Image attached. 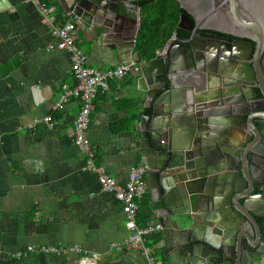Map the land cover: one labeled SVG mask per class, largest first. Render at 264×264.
<instances>
[{"label":"water","instance_id":"obj_1","mask_svg":"<svg viewBox=\"0 0 264 264\" xmlns=\"http://www.w3.org/2000/svg\"><path fill=\"white\" fill-rule=\"evenodd\" d=\"M54 1L78 22L122 29L120 61L152 111L136 151L168 264H264V0H177V27L190 34L174 33L150 60L132 54L139 0ZM199 35L242 46L210 70Z\"/></svg>","mask_w":264,"mask_h":264},{"label":"crops","instance_id":"obj_2","mask_svg":"<svg viewBox=\"0 0 264 264\" xmlns=\"http://www.w3.org/2000/svg\"><path fill=\"white\" fill-rule=\"evenodd\" d=\"M56 2L62 21L73 26L75 42L87 54L90 67L104 70L123 63L122 29L115 32L102 20L78 22L62 2ZM55 42L33 5L0 0V264H146L140 251L125 242L129 230L124 205L113 192L102 189L98 173L86 168L85 156L73 141L81 101L70 98L63 109L56 107L63 86L75 81L69 53L47 50ZM132 54L136 55L134 49ZM181 98L186 100V95ZM92 103L88 135L95 161L123 183L141 162L136 151L140 122L151 108L144 105L130 71L111 80ZM48 115L52 126L43 121ZM151 196L147 181L139 204L150 221L157 222ZM158 234V242L146 243L156 245L155 257L168 264L161 243L163 229ZM29 245L81 251L15 255Z\"/></svg>","mask_w":264,"mask_h":264},{"label":"built area","instance_id":"obj_3","mask_svg":"<svg viewBox=\"0 0 264 264\" xmlns=\"http://www.w3.org/2000/svg\"><path fill=\"white\" fill-rule=\"evenodd\" d=\"M33 5L40 14L41 21L49 26L55 43H50L47 50L61 49L69 53L71 61V74L74 78V85H64L60 96L57 98V109H63L70 98H77L81 101V109L74 121V143L79 147L85 156L86 168L98 173V179L103 190L113 192L116 199L124 205L126 227L129 230L126 244L135 250H139L145 258L146 264H162L155 257L156 245H147V237L159 233L162 224L149 221L148 224L140 226L137 223L139 214V201L147 189L148 165L140 162L130 170L127 179L120 183L113 176L105 172L104 168L98 165L94 158V151L88 135L90 125V113L93 109V100L100 92L109 88L111 80L124 77L130 70L129 66L121 63L116 67L104 70L95 69L87 64V54L80 48L74 39L75 30L67 22L59 21L56 15V7L47 4L42 0H24ZM159 52V50L157 51ZM43 121L50 126L54 124L50 115L43 118ZM35 124V123H34ZM33 124V125H34ZM67 250L80 252L81 249L44 245H29L25 252L15 255L21 257L27 252H46L60 254Z\"/></svg>","mask_w":264,"mask_h":264},{"label":"trees","instance_id":"obj_4","mask_svg":"<svg viewBox=\"0 0 264 264\" xmlns=\"http://www.w3.org/2000/svg\"><path fill=\"white\" fill-rule=\"evenodd\" d=\"M42 1L56 5L57 18L59 21L63 20L56 1ZM136 5L140 8V29L136 38L134 52L141 58L145 60L153 58L158 50L165 47L174 33L181 37H186L190 34L189 31L177 27L180 14L183 11L177 0H139L136 1ZM145 111L150 112V109H145ZM134 117L129 118V120L131 121ZM139 210L137 223L140 226H144L150 221V214L144 210L142 205ZM148 239L158 242L161 239V235L155 233L148 236Z\"/></svg>","mask_w":264,"mask_h":264},{"label":"flooded vegetation","instance_id":"obj_5","mask_svg":"<svg viewBox=\"0 0 264 264\" xmlns=\"http://www.w3.org/2000/svg\"><path fill=\"white\" fill-rule=\"evenodd\" d=\"M122 7L123 6L120 5V8H122ZM199 43H201L202 45L210 47L211 51H213V53L210 55L209 59H207L206 56L202 57V62H204L205 68L210 69V70H211V68H216L220 64L221 59L227 58V52L235 44L241 45V43H236V41H227V40H224L222 38H217L215 36H205V35H203V36L199 35ZM244 51H245V54L248 55L247 60H250L249 49L247 47H245ZM193 58H195V61L201 60V57L196 56V55H194ZM259 60H261L260 64L264 68V50L261 53V58L259 57Z\"/></svg>","mask_w":264,"mask_h":264}]
</instances>
